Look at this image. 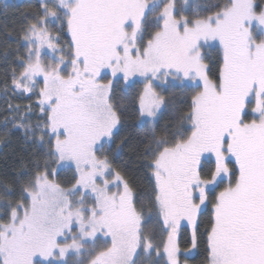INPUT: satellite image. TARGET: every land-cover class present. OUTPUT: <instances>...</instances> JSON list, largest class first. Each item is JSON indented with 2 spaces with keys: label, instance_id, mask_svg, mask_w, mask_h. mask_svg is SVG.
<instances>
[{
  "label": "snow or ice",
  "instance_id": "obj_1",
  "mask_svg": "<svg viewBox=\"0 0 264 264\" xmlns=\"http://www.w3.org/2000/svg\"><path fill=\"white\" fill-rule=\"evenodd\" d=\"M21 31L11 87L34 93L43 119L11 123L44 158L21 161L18 193L0 184V264H140L161 252L187 264L201 238L207 264H264V0H41ZM133 77L137 127L151 129L143 198L105 154L123 114L113 80ZM173 82L192 90L189 110L158 134L170 102L156 88ZM64 168L69 186L56 179Z\"/></svg>",
  "mask_w": 264,
  "mask_h": 264
},
{
  "label": "trees",
  "instance_id": "obj_2",
  "mask_svg": "<svg viewBox=\"0 0 264 264\" xmlns=\"http://www.w3.org/2000/svg\"><path fill=\"white\" fill-rule=\"evenodd\" d=\"M209 2V0H207ZM41 1L24 0L21 3L0 4V184L4 182L12 185L18 193V184L15 183L17 176L21 171V161L31 169L28 161L32 159H43V151L30 140H26L23 131L13 127L11 121L16 116L23 115L25 120L30 123L41 121L43 115L38 112V99L32 94L20 93L13 91L11 87V69L16 68L19 71V57L23 56V45L20 37L22 36L21 28L31 15L39 13ZM64 35V34H62ZM64 39H68L64 35ZM7 52V60L5 59ZM218 56V55H217ZM217 59V58H216ZM7 85V86H6ZM177 93L174 107L179 109L180 114L189 110L190 97L192 90L186 87L174 85ZM31 95V96H30ZM9 104L19 106L20 113H16L9 108ZM31 111L28 112V107ZM138 105H132L128 111L122 115V122L119 132L114 139L115 151L109 154V159L113 166L122 171L126 178L134 185L137 195L147 197L151 193L152 180L150 170L147 168L149 158L143 155V145L141 141L151 136V129L145 125L137 127L138 124ZM179 117V115H178ZM35 119L34 121H32ZM34 123V124H35ZM179 126V121L174 122L168 115L162 114L158 124L155 126L159 134L165 127H172L174 131ZM55 166V165H53ZM58 180L62 185L67 186L72 181L74 174L63 169L58 170ZM57 174V175H58ZM15 199V196L8 197ZM4 199V190L0 186V202ZM208 218L207 214L204 216ZM202 225L200 231L203 232ZM184 243L182 234L181 245H189L190 236L188 235ZM188 242V243H187ZM197 257L194 259L201 260L202 264L207 263L205 246L203 239L198 241Z\"/></svg>",
  "mask_w": 264,
  "mask_h": 264
},
{
  "label": "rangeland",
  "instance_id": "obj_3",
  "mask_svg": "<svg viewBox=\"0 0 264 264\" xmlns=\"http://www.w3.org/2000/svg\"><path fill=\"white\" fill-rule=\"evenodd\" d=\"M22 1H24V0H0V4H12V3L19 4ZM39 1H41V0H39ZM209 2H214V0H209ZM209 2L207 0H200L201 4L209 3ZM176 3H177V7L179 8L182 5L183 0H176ZM185 14H190V13L186 12ZM22 45H23V43H22ZM23 48H24V46H23ZM25 51L26 50L24 48L23 52H25ZM207 55L209 57L208 63L211 65L214 61H216L218 52L215 48H211L208 50ZM107 79H112L110 73L106 77V80ZM132 81H135V83H133ZM129 85H131V86H129ZM174 85H177L178 87H181V88L183 87L179 84V82H173V83L166 84V85H159V86H157L156 90L158 92H160L162 95H164L166 100L170 102L168 104V106L166 107V109L162 110V114L166 113L168 115V117H170L171 120H173L174 122H177L178 115L180 116L181 114L179 112V109L176 110V108L174 107V104L176 103V98L179 97V95L177 96ZM113 86H114L113 103L117 106L118 111L123 110V114H125L132 105H135V104L138 105L137 97L140 94V92L143 90L142 78L133 77L132 80L129 81L127 84L122 79L113 80ZM188 89L191 90L190 88H188ZM32 96L35 99H38V97L34 93L32 94ZM38 112L40 113L39 108H38ZM41 118H43V117H41ZM34 120L35 119H33L32 121H34ZM119 129H120V126H119ZM118 132H119V130H118ZM117 133L113 136V141L110 144L105 145V154L106 155H109L115 151L116 145H115L114 139L116 138ZM63 170L70 171L75 175L74 168H64ZM58 177H59V174L56 177L57 180H58ZM67 186H69V185H67ZM8 199H10V198H8ZM207 219L208 218H205V221H206L205 223H207ZM148 230L156 233L155 243L159 244L161 239H163V235H162V232L160 229V225L158 223H156L155 219H153L151 221V223L148 225ZM182 234H183L184 243H185V241H186L185 237H187L188 235L190 236V234H191L190 226H188L187 224H183L181 227V235ZM190 247H191L190 244L188 246L187 245H181L182 251H184L185 249H188ZM196 257H197V249L192 250V253L188 256L182 255L181 260L184 261L186 259L187 264H202L200 262L201 260H197V261L195 260L194 261V259ZM70 259H72L73 262L75 261L74 257H72ZM140 264H165V258L163 257L162 252H161V255L159 257L156 255H152L151 258H148L146 256H141L140 257Z\"/></svg>",
  "mask_w": 264,
  "mask_h": 264
}]
</instances>
